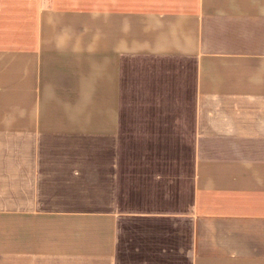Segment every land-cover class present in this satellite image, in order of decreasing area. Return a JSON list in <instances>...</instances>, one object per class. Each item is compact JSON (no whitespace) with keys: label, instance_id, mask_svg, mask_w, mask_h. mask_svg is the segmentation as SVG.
<instances>
[{"label":"crops","instance_id":"0c3cea01","mask_svg":"<svg viewBox=\"0 0 264 264\" xmlns=\"http://www.w3.org/2000/svg\"><path fill=\"white\" fill-rule=\"evenodd\" d=\"M0 264H264V0H0Z\"/></svg>","mask_w":264,"mask_h":264}]
</instances>
